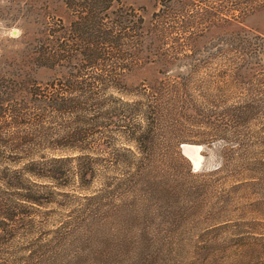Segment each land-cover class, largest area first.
<instances>
[{
    "label": "trees",
    "instance_id": "16d2710c",
    "mask_svg": "<svg viewBox=\"0 0 264 264\" xmlns=\"http://www.w3.org/2000/svg\"><path fill=\"white\" fill-rule=\"evenodd\" d=\"M192 5L155 0L147 20L122 0H0V22L19 31L0 42V260L41 208L63 207L54 233L71 234L114 188L149 184L156 151L185 142L182 128L199 127L207 145L226 113L254 116L250 104L223 110V83L195 72L211 63L197 44L191 56L168 47L169 33L190 32ZM200 10L198 25L211 24ZM234 34L247 43L230 77L252 80L263 52L249 31Z\"/></svg>",
    "mask_w": 264,
    "mask_h": 264
},
{
    "label": "rangeland",
    "instance_id": "374dc122",
    "mask_svg": "<svg viewBox=\"0 0 264 264\" xmlns=\"http://www.w3.org/2000/svg\"><path fill=\"white\" fill-rule=\"evenodd\" d=\"M122 2L145 8L148 20L155 0ZM191 3L194 19L190 32L178 27L169 33L165 39L168 47L184 45L175 54L191 56L197 44L200 59L211 63L195 72L212 83H223V110L250 104L254 116L242 120L226 113L222 135L207 145L198 143L199 127L182 128L185 142L178 144V139L171 138L156 151L149 184L114 188L109 196L86 208L79 228L71 234L64 230L54 233L68 215L63 207L41 208L32 218V233L21 230L0 264H262L264 0ZM232 5L236 6L230 8ZM202 8L210 12L211 24L201 25L209 32L199 37ZM13 30L18 31L16 26L6 28L0 22V42L17 37ZM240 30L254 35V49L260 45L263 52L251 61L252 80L244 74H240L241 80L230 77L232 59L241 56L236 45L247 43L235 36ZM185 146L199 147L196 161L184 154ZM97 190L95 184L90 193Z\"/></svg>",
    "mask_w": 264,
    "mask_h": 264
},
{
    "label": "bare ground",
    "instance_id": "6f19581e",
    "mask_svg": "<svg viewBox=\"0 0 264 264\" xmlns=\"http://www.w3.org/2000/svg\"><path fill=\"white\" fill-rule=\"evenodd\" d=\"M199 148V147H198ZM197 147H191V146H185L184 150L187 153V155H189L191 158H193L192 160H195V157L198 155L197 151H199ZM198 149V150H197ZM197 154V155H196ZM200 159V158H199Z\"/></svg>",
    "mask_w": 264,
    "mask_h": 264
},
{
    "label": "water",
    "instance_id": "95a60500",
    "mask_svg": "<svg viewBox=\"0 0 264 264\" xmlns=\"http://www.w3.org/2000/svg\"><path fill=\"white\" fill-rule=\"evenodd\" d=\"M12 34H14L15 36H16V35L18 36V31H17V30H13V31H12ZM183 151H184V150H183ZM184 154L187 155L185 151H184Z\"/></svg>",
    "mask_w": 264,
    "mask_h": 264
}]
</instances>
